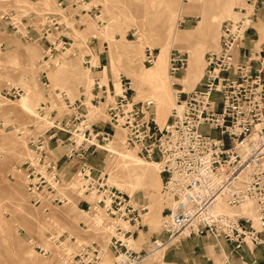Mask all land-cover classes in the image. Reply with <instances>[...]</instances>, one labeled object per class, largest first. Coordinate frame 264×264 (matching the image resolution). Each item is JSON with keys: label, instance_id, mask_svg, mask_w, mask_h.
<instances>
[{"label": "built area", "instance_id": "built-area-1", "mask_svg": "<svg viewBox=\"0 0 264 264\" xmlns=\"http://www.w3.org/2000/svg\"><path fill=\"white\" fill-rule=\"evenodd\" d=\"M87 1L58 0V7L65 11L69 5L77 8ZM247 5L251 11L236 8L237 16L223 23L219 49L206 53L202 78L192 91L176 93V106L162 126L156 122L155 102L149 99L135 102L129 95L127 83H122V93L116 94L111 80L108 83H112V90L109 85L102 84L100 78L95 79L90 102L93 106L106 103L107 119L102 127L88 118L89 106L83 94L74 102L64 98L66 111L62 118H56L57 110L50 112L49 101L41 103L39 117L46 118L49 127L37 134L33 133L34 126L29 127L27 144L34 157L22 165L31 203L38 207L43 205L40 194L46 192L51 196L52 206L65 204L67 195L59 193L61 186L67 183L60 161L77 159L82 163L74 178L82 180L83 194L94 193L100 198L96 204L83 200L87 211L100 209L129 226L126 230L118 226L110 239V264H143L150 258L156 260L158 253L163 254L192 237L226 243L235 252L244 248L252 251L251 247L264 245L261 237L264 232V41L259 49L246 46L248 41H254L251 33L256 32L258 3L251 1ZM261 6L264 9V0ZM37 13L21 17L19 21L25 23L24 30H20L19 21H14V10L1 19L6 20L7 27L24 41L40 43L45 40L44 59L53 58L71 47L69 37L58 35L70 30L62 22L63 16L49 10ZM38 15L43 18L39 27L36 25ZM51 35H57L53 42L49 40ZM146 53L147 62L152 64L153 51ZM169 63L173 78L188 64L185 56L177 52L171 53ZM44 85L51 87L47 83ZM22 93L21 88L10 86L1 96L17 99ZM57 95L66 96L62 92ZM118 128L125 131L126 148L159 165L163 192L172 199L161 233L164 237L154 239L143 251L133 249L128 240H134L132 227L141 226L147 207H139L130 196L110 187L107 175L86 161L92 149V153L99 149L96 142L107 143ZM62 147L65 152L60 155L56 150ZM247 201L255 204L256 223L244 215L216 211L220 203L237 207ZM49 209L47 206L44 211ZM61 237L53 240L59 242ZM40 250L49 254L48 250ZM106 253L105 248L93 242L81 245L77 253L64 257L63 263L104 264ZM161 260L162 257L156 262Z\"/></svg>", "mask_w": 264, "mask_h": 264}, {"label": "rangeland", "instance_id": "rangeland-1", "mask_svg": "<svg viewBox=\"0 0 264 264\" xmlns=\"http://www.w3.org/2000/svg\"><path fill=\"white\" fill-rule=\"evenodd\" d=\"M210 1H212V5ZM210 1L206 5L205 0H194L193 4L186 3L183 7L184 12L181 14L187 15L184 16L183 20L178 22L177 26L175 19L162 11L163 3H161V0H89L86 4L77 8L69 5L65 11L58 7V0H0V43L3 46L0 47V264H59L57 261L58 253L62 252L67 244L76 249L74 251H79L81 247L79 243L88 245L93 242H97L107 250L104 264H110L112 261V253L108 249L110 239L116 234L117 226L127 229L123 221L111 218L102 210L99 212L87 211V207L82 201L85 200L91 204H96L99 197L84 195L83 192H75L71 188V184L72 181L79 177L74 178V175L65 177L67 183L63 184L62 188H60L69 200L70 198H78L79 209L72 213V218L62 214L67 206L66 203L52 206L51 196L46 192L40 194L44 202L43 205L38 207L31 203V199L26 192L25 173L22 169L23 163L27 160H32L34 157L27 144L31 130L29 127L34 126L35 130L33 133H43L49 127V121L46 118L41 120L34 113L21 109L19 107V100L22 95L27 93L31 96L38 109H36L37 112L41 103L49 101L51 104L50 112L57 110L56 118H62L66 111V101L64 98L68 97L74 102L83 94L86 96L85 103L89 106L88 118L92 119L91 122H97V125L102 127L107 119L106 104L93 106L90 102L93 98L92 90L94 89L95 79L99 77L101 83L105 85L109 84L110 90H112V83H108L111 80L115 86L116 94H121L122 88L118 90L117 87L119 86L118 84H121L120 80H118L121 77L123 79L122 83H127V87L130 88L129 95L133 97L135 102L146 101L148 99L155 100V107L157 108L156 118L161 116V124L159 125L162 126L167 122L172 109L175 107L174 95H176V92L173 89L178 91L184 89L186 92H190L202 78L206 53L219 49V45L217 46V44L220 43L223 23L227 19L237 16L235 13L236 8H247L248 11H251V7L247 5L250 1L247 3V0ZM201 4L205 5L204 11L207 18L211 17V21L208 24L209 34L203 35L199 41L194 43L192 48L185 44L173 46L170 42V37L176 28L178 30H189L198 25L202 18ZM11 10H14L16 13L14 21H19L23 15H27L30 12H38L37 14H40L49 10L60 13L63 16L62 22L70 30H64L58 33V35L69 37L71 47H67L66 51L58 53L53 58L44 59L43 51L47 45L45 40H42L40 43L36 41H24L20 36L11 31L10 27H7L6 20L1 19L5 13H11ZM83 10L91 11L92 13L82 12ZM194 15L200 16V19H197ZM90 21L94 22L96 26V38L90 37L86 41V44H80L76 40V34H78V30H85ZM42 22V16L38 15L36 25L39 27ZM24 27L25 23L22 24L20 22V30H24ZM254 29L256 32L253 31V35H251V40L254 41H248L246 46L259 49L260 44L264 41V23H257L255 18ZM212 32L214 33L213 35ZM108 35L125 46L123 49V64L119 67L118 75L114 74L111 69L110 57L108 55L109 43L106 41ZM56 36H49V40L53 42ZM208 36L209 39L207 41L206 38ZM213 43L215 45H212ZM86 45L89 46L91 51L87 49ZM34 47L36 49H33ZM148 50L153 51V55L155 56L154 61H157L159 64L161 77L154 85L151 82L145 83L142 80L140 82V77H137L139 80L137 79L136 81L135 79V83L141 85L139 90L132 86L134 81L128 77L129 73L125 69V66L128 65L131 70H135L134 65H136L137 70L143 68V71H146V68L152 67L154 62L152 64L147 62L146 52ZM32 51L36 53V64L32 63L34 60L32 58ZM172 52L184 55L188 62L186 69L174 78L169 73V61ZM83 53H85V56L82 63V59H80L78 69L82 70L81 73L85 77L79 82L83 86L77 89L76 82L69 81L71 78L69 75L75 74L74 72L70 73L68 69L75 68L69 66L68 60ZM88 55H93V58H88ZM95 57L98 58L97 60L100 57L103 58L102 66L97 70L90 67V65L93 67L99 65L98 62L97 66H95ZM86 62H89L90 65L86 64ZM190 62H193L195 65V74L191 81L183 83L179 78L185 77ZM105 66L107 67V72L105 68L103 73L102 71ZM89 69L92 71L93 84ZM62 81H68L65 87ZM170 81L173 83L172 87L170 86ZM44 83L50 84L51 87L48 88ZM143 83L144 85H142ZM10 86H17L23 90L20 98L10 99L1 96V92ZM58 92L65 93L66 96L62 98V96L57 95ZM160 113H166V115L164 116V114ZM165 117L167 118L165 119ZM118 137L120 141L117 139ZM110 140H118L121 151L130 153L134 158H141L135 151L125 148L124 130L118 128L113 139ZM98 143L96 142V144ZM12 147L16 148L13 152H10ZM93 150L87 154L90 157V163L97 170L106 174L108 178L107 171L117 159V155L100 148L92 153ZM22 152L24 153L23 155H21ZM64 152L65 150L61 155ZM16 154L23 157L20 158ZM13 156L18 158H14ZM25 157L26 159H24ZM57 158L58 156H56ZM145 166H149L148 168L152 170L153 182L151 186L149 187L146 182H143L141 188L133 196L122 191L132 198L134 204L139 207H147L146 214L142 216L143 223L140 226L138 242L134 243L132 239L128 240L130 246L137 251L141 249L144 243V246L148 247L154 239L158 238L159 233H162L163 227L167 223L169 210L172 207V199L163 192L162 180L159 181L157 179V173L160 174L158 165L153 167L146 164ZM12 188L14 189L12 190ZM60 190L59 193H61ZM12 191L14 193L18 192L20 196L22 195L21 197L24 199H22V203L17 204V197H12ZM79 193L80 196H78ZM80 202L82 203L81 205H79ZM246 204L250 205L252 213L241 212V206ZM20 206H23V210ZM47 206H50L49 211H44V208ZM223 208L224 213L244 215L253 219L255 223L257 222L255 206L250 201L237 207L225 205ZM102 214L106 219L108 218L105 228L89 227L88 221ZM60 234L62 237L59 242L63 244L60 245L59 242H56L55 247L50 243V237ZM68 236L72 237L71 240H67ZM224 244L223 242L216 241L208 245L211 253L210 257L215 264H226L228 252ZM42 247H46L49 254L45 255L40 250L44 249ZM175 247L171 248V251L177 249ZM30 254L33 256L31 257ZM162 255V252L158 253L155 259L161 258Z\"/></svg>", "mask_w": 264, "mask_h": 264}, {"label": "bare ground", "instance_id": "bare-ground-1", "mask_svg": "<svg viewBox=\"0 0 264 264\" xmlns=\"http://www.w3.org/2000/svg\"><path fill=\"white\" fill-rule=\"evenodd\" d=\"M194 0H183V7L186 3H190L193 4ZM208 1V2H207ZM210 0H205V5L207 3H209ZM211 5H212V1ZM198 5V4H197ZM202 5V4H201ZM205 5H202L200 7H202V18L199 21L198 25L195 26V28L193 29H189V30H178L177 28L174 30L173 34L170 37V42L172 43V45H176V44H185V45H189L190 48H192L194 46V43L196 41H199L203 35H207L209 34V27L208 24L211 21V17L208 19L206 16V12L204 11ZM181 11V10H180ZM220 12V11H219ZM180 14V13H179ZM233 14V13H232ZM231 17V16H230ZM216 21V20H215ZM214 33L212 32V35ZM212 37V36H211ZM209 39V36L206 38V40ZM106 41H108V46H109V50H108V55L110 57V64H111V69L114 72V74L118 75L119 72V67L123 64V59H124V45L120 44V42H117V40H115L112 36L108 35L106 37ZM208 41V40H207ZM204 44V43H202ZM212 45H215L214 43ZM219 44H217L218 46ZM202 46V45H201ZM212 47V46H211ZM102 49V48H101ZM215 51V50H214ZM131 55V54H130ZM133 56V55H132ZM131 59V58H130ZM170 62V61H169ZM133 63V62H132ZM127 64V62H126ZM125 64V65H126ZM137 64V63H136ZM135 66V70L132 69L126 65L125 69L128 71L129 75L128 77L130 79H132L134 81V84H132L133 87L136 88H140V84L135 83V79L137 81V79L139 80L140 77V82L141 80L143 82H151L153 85L156 84L158 82V79H160L161 77V71L159 68V64L158 62L154 61V64L152 65V67L150 68H146V71H143L142 69L137 70L136 69V65ZM195 74V65L193 64V62H190V66L188 67L187 70V74L185 75V77L182 79L183 83H186L188 81H191V79L194 77ZM170 78V76H169ZM165 82V81H164ZM182 84V83H181ZM118 90L121 89V84H118ZM144 85V83L142 84ZM147 85V84H146ZM145 85V86H146ZM173 83L170 81V86L172 87ZM147 87V86H146ZM144 89V87H142ZM142 89V90H143ZM148 89V87H147ZM173 89V88H172ZM140 90V89H139ZM176 93H178V90L173 89ZM123 91V90H122ZM142 92V91H141ZM138 93V92H137ZM166 94V93H165ZM167 97V96H166ZM168 99H170L169 97H167ZM167 99V100H168ZM174 99H175V106H176V101H177V97L176 95H174ZM169 101V100H168ZM155 102V100H154ZM172 103V102H170ZM20 104V105H19ZM19 107L21 109H23L26 112H31L34 113L35 115H37L39 117V113L37 112V108H36V104L35 102L32 100L31 96H29V94H23L21 99L19 100ZM168 105V104H166ZM14 106V105H13ZM169 106V105H168ZM171 106V105H170ZM172 107V106H171ZM170 107V108H171ZM37 109V110H36ZM157 109V108H156ZM165 109H167L165 107ZM166 111V110H165ZM169 112V111H168ZM168 112H166L168 114ZM166 113H160V114H164V116L166 115ZM94 115V114H93ZM163 116V115H162ZM160 117V118H159ZM167 117H165L166 119ZM40 119V117H39ZM156 122L158 124H161V116H158L156 118ZM42 120V119H41ZM164 120V118H163ZM46 121V120H45ZM44 121V122H45ZM164 122V121H163ZM162 122V123H163ZM119 141V137L117 138ZM118 140H109L108 143H98V147L100 149H104L105 151H109L110 153H113L115 155H117V159L115 160V162L113 163V165L108 169L107 174H108V184L110 187H117L118 189H120L121 191L125 192L126 194H130V196H133V194L136 193L137 190H139V188H141L143 182L147 183V186H151L152 182H153V176H152V170L148 167H146L145 165H152L153 167H155L156 165H158L155 161H151V162H145L143 159L141 158H134L130 155V153L128 152H123L120 150V143ZM116 141V142H114ZM17 142V141H16ZM26 146V145H25ZM124 146H125V140H124ZM16 147H12L10 152H13L15 150ZM126 148V147H125ZM19 149V148H18ZM128 149V148H127ZM24 151V150H23ZM13 155V153H11ZM24 153L22 152L21 155H23ZM26 154V153H25ZM132 154V153H131ZM11 155V156H12ZM18 155V154H16ZM20 156V155H18ZM14 157V156H13ZM16 157V156H15ZM14 157V158H15ZM23 156H20V158ZM18 158V157H16ZM26 159V157L24 158ZM22 159V160H24ZM21 161V160H20ZM159 167V165H158ZM159 173H160V168H159ZM104 174V173H103ZM157 179L159 181H161V176L160 174L157 173ZM81 185H82V180L79 178H76L74 181H72L71 184V188L73 190H75V192H80L82 193L81 190ZM154 187V186H153ZM14 188H12L13 190ZM21 190V189H20ZM155 190V189H153ZM19 191V190H18ZM22 191V190H21ZM61 193H63L64 195V191L60 190ZM151 191V190H150ZM80 193L78 196H80ZM19 195V196H18ZM93 197H96V195L94 193L91 194ZM17 197L16 201L17 204L22 203V195L20 196V194L18 192L12 191V197ZM81 198V197H80ZM100 199V198H99ZM24 200V199H23ZM81 200V199H80ZM251 202V201H250ZM253 203V202H252ZM66 208L64 209V211L62 212V214L66 217L72 218V213L74 211H76L77 209H79L78 207V198H70V200L68 199V201L66 202ZM225 205L220 203L217 205L216 207V211L218 212H223L224 211V207ZM255 206V204H254ZM23 206H20V208H22ZM23 210V208H22ZM241 212L243 213H252L250 210V205L246 204L244 206H241L240 208ZM100 211V209L98 210V212ZM255 211H256V207H255ZM31 213V212H30ZM102 213V212H101ZM32 215V214H31ZM256 215H257V211H256ZM108 219V218H107ZM107 219L105 216L102 215H98L95 218L91 219V221H88V225L89 227H97L104 229L107 223ZM71 220V219H70ZM36 223V221H35ZM110 223V222H109ZM108 223V224H109ZM76 225V224H74ZM112 225V224H111ZM108 227V226H107ZM111 227V226H110ZM118 227V226H117ZM123 228V227H122ZM126 230V229H125ZM61 236L60 235H52L50 237V243L53 244V246H55V241L53 240L54 238H59ZM72 237L68 236L67 240H71ZM77 242V240H76ZM68 243V242H66ZM128 243V242H127ZM46 244V243H45ZM84 243H79V245H83ZM38 245V244H37ZM40 246V245H39ZM130 246V244H129ZM56 247V246H55ZM44 248V247H42ZM45 250L46 247L44 248ZM76 249H73L71 245L67 244L62 252L58 253V257H57V261L59 264H64L63 263V258L70 255V254H74L77 251H74ZM30 256L32 257L33 255L30 254ZM32 263V262H31ZM34 263V262H33Z\"/></svg>", "mask_w": 264, "mask_h": 264}, {"label": "crops", "instance_id": "crops-1", "mask_svg": "<svg viewBox=\"0 0 264 264\" xmlns=\"http://www.w3.org/2000/svg\"><path fill=\"white\" fill-rule=\"evenodd\" d=\"M247 1L248 2L249 1L250 2L251 1H257L258 11H257L256 20H257V23H264V9L261 6V3L263 2V0H247ZM161 3H163L162 4L163 5L162 11L164 13H167L173 19H175L177 26H178V22L180 20H183L184 16L187 15V14H184V15L181 14L184 12L182 1H179V0H161ZM189 15H191V14H189ZM194 16H196L197 19H200V16H197V15H194ZM95 27L96 26H95L94 22L90 21V23L88 24V26L85 30H78V34H76L77 35V37H76L77 42H79L80 44H84V43L86 44V41L88 40V38H90V37L96 38L95 37V34H96ZM251 35H253V33H251ZM1 46H2V44L0 43V47ZM86 47L89 51H91L89 46L86 45ZM33 49H36V47H34ZM69 50H71V49H69ZM85 53H83L80 56H77L71 60H68L69 66H71V68L76 69V70L75 69H71V70L68 69L70 71V73L74 72V74H75V75L72 74V76H71V74L69 75L71 77L69 79V81L76 82V85H77L76 88L77 89H79L83 86L79 82L82 81V79L85 77V75L83 73H81L82 70L80 71V69H78V68H79V61H80V59H82L81 63L83 62ZM35 54L36 53H34L32 51V58L34 59L32 63H34V64H36V62H35L36 55ZM98 54H100V53H98ZM87 57L93 58V55H88ZM97 59L98 58L95 57V61H94L96 63L95 66H97L98 62H99V65L95 68V70L100 69L102 66V62H103V58L100 57L99 60H97ZM105 68H106V72H107V67L105 66L103 71H102L103 73H104ZM89 72H90V78H91L92 84H93V79L91 77V73H92L91 69H89ZM96 78H99V77H96ZM183 78L184 77L179 78V79L182 80ZM118 80H120L121 88L123 90L121 77H119ZM62 83H63V86L65 87L67 85L68 81H62ZM108 85L109 84H107V86ZM132 90H134V89H132ZM69 91H70V89H69ZM182 91L186 92L184 89ZM115 92H116V90H115ZM103 104L105 105L106 103H103ZM64 150H65V147H62V148H58L56 150V152L61 155V153ZM56 152H54V153L57 154ZM86 161H87V163L92 165L90 163V157L86 156ZM81 163H82V161L77 160V159L70 161V162H65L64 159H62L60 161V166H61V168L65 174V177L67 178V177L75 175V173H76V171L79 168V165ZM161 180H162V178H161ZM123 223L126 225V228L128 229V227H129L128 224L126 222H123ZM132 231L134 232V234H133L134 240L132 238L131 239L134 243H136L139 240L140 227H138V228L132 227ZM158 237L163 238L164 234L159 233ZM261 237H262V239H264V232L262 233ZM211 242H216V241H214L213 239H210V238L192 237L190 239L183 240L179 244V246L175 247L177 249H175L174 251H171V248L166 250L162 255L161 262H156V261H154L153 258H150V259H147L143 264H215L214 261L212 260V258L210 257L211 253H210V249L208 248V245ZM146 244H148V243H146ZM144 245H145V243L142 244L140 250L143 251V250L147 249V247ZM224 246L228 252L226 264H264V245L251 247V248H253L252 251L248 250L247 248H244L243 250L238 251V252L233 251L232 246H230L226 243L224 244Z\"/></svg>", "mask_w": 264, "mask_h": 264}]
</instances>
